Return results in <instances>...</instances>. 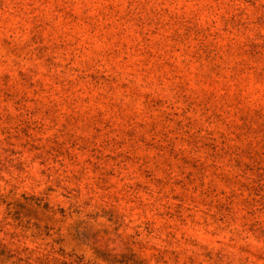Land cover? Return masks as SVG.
Segmentation results:
<instances>
[{"label": "rangeland", "instance_id": "rangeland-1", "mask_svg": "<svg viewBox=\"0 0 264 264\" xmlns=\"http://www.w3.org/2000/svg\"><path fill=\"white\" fill-rule=\"evenodd\" d=\"M0 264H264V0H0Z\"/></svg>", "mask_w": 264, "mask_h": 264}]
</instances>
